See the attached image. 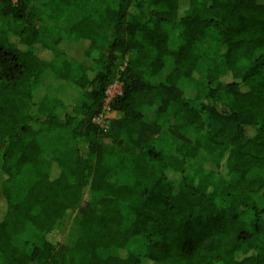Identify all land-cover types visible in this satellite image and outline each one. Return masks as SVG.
Returning a JSON list of instances; mask_svg holds the SVG:
<instances>
[{"label": "trees", "instance_id": "16d2710c", "mask_svg": "<svg viewBox=\"0 0 264 264\" xmlns=\"http://www.w3.org/2000/svg\"><path fill=\"white\" fill-rule=\"evenodd\" d=\"M0 264H264V0H0Z\"/></svg>", "mask_w": 264, "mask_h": 264}, {"label": "rangeland", "instance_id": "374dc122", "mask_svg": "<svg viewBox=\"0 0 264 264\" xmlns=\"http://www.w3.org/2000/svg\"><path fill=\"white\" fill-rule=\"evenodd\" d=\"M73 18L74 17L72 15H69L67 19L64 20V22L69 24ZM207 50L211 51L209 47L207 48ZM121 88L122 86L118 82L114 83L108 88V91L106 93V100H105L106 106L113 100V98L121 94ZM115 117H116V114L114 112H111L110 110L107 111V107H106V109L104 110V113H102V118H101L100 123L102 124L107 119H110V118L112 119ZM25 236L26 234H23L19 236V238L25 239ZM77 236H78L77 228L72 223L67 224L66 227L62 230V240L65 243L74 241L77 238ZM19 238H17L16 241H20Z\"/></svg>", "mask_w": 264, "mask_h": 264}, {"label": "built area", "instance_id": "2783aa9c", "mask_svg": "<svg viewBox=\"0 0 264 264\" xmlns=\"http://www.w3.org/2000/svg\"><path fill=\"white\" fill-rule=\"evenodd\" d=\"M106 107H107V111H109L108 104H107V106H106V104H105L104 110L106 109ZM103 113H104V111H103ZM101 118H102V114L99 116V119H97V123H98V124H101V123H100Z\"/></svg>", "mask_w": 264, "mask_h": 264}]
</instances>
